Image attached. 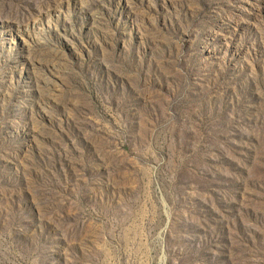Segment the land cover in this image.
Returning <instances> with one entry per match:
<instances>
[{
  "label": "rangeland",
  "instance_id": "374dc122",
  "mask_svg": "<svg viewBox=\"0 0 264 264\" xmlns=\"http://www.w3.org/2000/svg\"><path fill=\"white\" fill-rule=\"evenodd\" d=\"M0 264H264V0H0Z\"/></svg>",
  "mask_w": 264,
  "mask_h": 264
}]
</instances>
